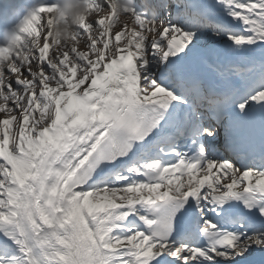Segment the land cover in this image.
Here are the masks:
<instances>
[{
    "label": "snow or ice",
    "instance_id": "1",
    "mask_svg": "<svg viewBox=\"0 0 264 264\" xmlns=\"http://www.w3.org/2000/svg\"><path fill=\"white\" fill-rule=\"evenodd\" d=\"M0 264H264V0H0Z\"/></svg>",
    "mask_w": 264,
    "mask_h": 264
},
{
    "label": "clouds",
    "instance_id": "2",
    "mask_svg": "<svg viewBox=\"0 0 264 264\" xmlns=\"http://www.w3.org/2000/svg\"><path fill=\"white\" fill-rule=\"evenodd\" d=\"M72 23H73V24H75V23H76V20H75V18L73 19ZM64 31H65V30L62 28V29H61V32L63 33Z\"/></svg>",
    "mask_w": 264,
    "mask_h": 264
}]
</instances>
